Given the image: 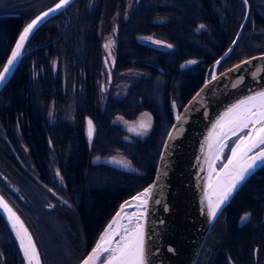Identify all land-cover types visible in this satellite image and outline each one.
I'll return each mask as SVG.
<instances>
[{
  "label": "trees",
  "instance_id": "1",
  "mask_svg": "<svg viewBox=\"0 0 264 264\" xmlns=\"http://www.w3.org/2000/svg\"><path fill=\"white\" fill-rule=\"evenodd\" d=\"M55 1L0 19V67L22 25ZM248 2L243 33L217 73L264 53V0ZM124 6L125 0H75L34 32L0 92V172L20 180L33 164L32 172L41 179L49 151L56 157L64 182L57 191L66 201L59 215L71 232L69 258L60 254L56 264H78L118 205L150 184L173 121L170 102L180 110L202 84L205 66L228 48L243 15L241 0H138L126 19ZM116 14L111 75L133 69L143 76L127 87L123 98L107 97L101 109V38L110 34ZM163 44L170 49L154 46ZM187 59L197 60L192 73L179 68ZM70 103L69 123L61 115ZM50 111L52 124L46 119ZM141 114L150 117L143 138L124 139L111 122L115 116L131 121ZM85 117L94 124L92 138L85 133ZM114 156L124 158L130 168L93 162ZM18 213L37 243L29 220ZM0 264H22L1 217ZM195 264H264V165L220 212Z\"/></svg>",
  "mask_w": 264,
  "mask_h": 264
},
{
  "label": "water",
  "instance_id": "2",
  "mask_svg": "<svg viewBox=\"0 0 264 264\" xmlns=\"http://www.w3.org/2000/svg\"><path fill=\"white\" fill-rule=\"evenodd\" d=\"M74 1L70 0L67 5L51 12L33 29L28 39L23 42L20 55L9 66L5 79L0 81V92L15 72L24 55L25 47L34 32ZM242 1L246 6L244 18L231 44L213 62L210 76L203 80L180 110L176 109L173 101L170 102L173 121L163 140L152 181L118 205L93 245L78 264H82V261L88 257L98 242L102 243L103 247L115 249L117 247L116 242L124 236L123 224L126 219L125 216L128 214L132 215L134 220L129 232L135 228L137 223L143 226L146 264H195L205 236L220 212L229 203L239 187L262 166L250 170L245 180L232 191L228 200L221 205L217 215L210 220L207 215L209 201L215 204L229 185L235 172L250 162L248 157H253L264 150V144L258 142H256L255 147H252L253 140L258 141L259 136H264V133L257 135L259 128L264 127V124H257L255 127L250 124L249 128L236 129L235 134L230 130L234 127L230 121L236 119L240 113H246L249 109L255 110L259 105V100L254 102L256 107H253V104H246L241 105L237 111H228L234 105L247 100L248 97L264 92V53L252 55L219 73L216 72L217 65L230 54L246 23L247 3L245 0ZM58 2L59 0H56L38 11L22 25L0 67V71H3L4 65L11 56L24 27L36 16L54 8ZM147 40L156 42L151 39ZM190 61H195V63H189ZM244 61L247 63H242ZM196 63V59H187L180 64L179 68L183 70ZM214 76L215 79H213ZM197 93L200 95L197 96ZM177 117L180 119L178 120ZM89 121H91L92 136L93 123L88 117L85 119V129L87 136L91 137L89 135ZM249 132L252 133L251 139L246 138L240 142V137L242 135L247 136ZM169 133L172 134L171 137ZM231 139H233V143L229 147L228 142ZM248 147H251L252 150L245 156L244 151ZM233 148H237L238 155L233 157V164L225 168V165H228L229 157L232 156ZM149 186L152 188L150 196L147 197L148 203L146 206H139V200L132 198L142 193ZM0 198H3L4 204L7 205L4 207L3 204H0V217L14 241L21 263L28 264L21 249V243L27 246L30 237L31 243L35 246V253L39 258V264H42L37 243L28 225L1 191ZM121 205H125V207L121 209ZM117 212H120L119 217L116 216ZM110 224L112 227L106 232L105 229ZM102 236L104 241H101ZM98 255L106 260L111 252L104 253L101 251ZM32 264H36L35 260L32 261ZM94 264H101V261L96 260Z\"/></svg>",
  "mask_w": 264,
  "mask_h": 264
},
{
  "label": "rangeland",
  "instance_id": "3",
  "mask_svg": "<svg viewBox=\"0 0 264 264\" xmlns=\"http://www.w3.org/2000/svg\"><path fill=\"white\" fill-rule=\"evenodd\" d=\"M44 1L45 0H18V2L15 1V4H13L14 11L18 13H25L26 11L43 4ZM137 1L138 0H125L123 14L124 19L128 17ZM251 1L255 2V0ZM241 3L243 6V15L240 24L246 11V6L242 0ZM247 10L249 13L248 0ZM116 16L117 14L113 17L112 30L110 34H107L101 38V58L103 61V66L101 68L100 79L98 81V100L99 107L101 109L103 108L107 97L111 96L119 99L123 98L126 94L127 87L138 77L143 76L141 72L133 69L120 72L115 77L111 75L115 52L116 24L114 21ZM236 32L233 36H235ZM109 41H111V46L106 48L105 45L108 44ZM154 46L162 50L170 49V47H167L166 44ZM211 65L212 63L206 65L203 72V75H205L207 78L212 72ZM196 68L197 67L195 65H192L183 70H185L187 73H192L196 70ZM217 69L219 68L216 67V70ZM149 118V115L141 114L135 120L130 121L124 120L120 116H115L111 122L120 127V129L123 131L124 139L143 138L147 135L150 127H148L147 131H144L140 125L142 122L147 123ZM46 119L48 124H52L55 119L54 113L50 111ZM61 120L69 123L72 122V103H70L62 112ZM232 143L233 139L228 142V146L230 147ZM47 156L48 159L43 162L46 177L37 179L39 177V173L32 172V169L35 167L33 164H29L26 170L28 175L21 177L20 180L14 176L11 177L0 172V189L2 193L5 194V196L9 197L13 203H15L17 209L20 210L21 213L29 220V223L31 224L33 232L37 238L42 264H56V259L60 254L63 256V259L69 258L70 253L68 244L71 232L69 223L59 215L60 211L64 210L65 206L62 203L61 196L58 195L57 191V188L62 186H60L61 179L60 173L56 166V157L54 156L52 150L49 151ZM121 159L122 161L118 162V165L123 168L128 167L129 169V163L125 161L124 158ZM57 173H59V175H57Z\"/></svg>",
  "mask_w": 264,
  "mask_h": 264
},
{
  "label": "snow or ice",
  "instance_id": "4",
  "mask_svg": "<svg viewBox=\"0 0 264 264\" xmlns=\"http://www.w3.org/2000/svg\"><path fill=\"white\" fill-rule=\"evenodd\" d=\"M69 2L70 0H59V2L55 5L54 8H50L48 9L47 12H44L36 16L31 22H29L24 27V29L19 35V39L16 42L15 48L12 50L11 56L8 58L7 63L4 65L3 71H0V81H3L5 79V74L9 71V66L12 65L14 61L17 59V57L20 55V49L23 47V42L28 39L29 34L38 25V23L41 22L44 17H47L51 12L60 9L61 7L67 5ZM245 3H247V0H245ZM203 27L204 25H200V28ZM156 43L159 42L157 41ZM233 43H235V41H233ZM110 46H111V41H109L108 44L105 45L106 48H109ZM167 47H171V45H167ZM189 63H195V61H190ZM217 63H219V61H217ZM242 63H247V61H244ZM237 67H239V65H237ZM215 78L216 77L214 76L213 79ZM199 95L200 94L197 93V96ZM257 100H259V105H258L259 111L249 109L246 111V113H240L236 119L230 121V123L234 125V127L230 129L233 132V134L236 133V129L249 128L250 124L252 127H255V125L257 124H264V92H259L255 96L248 97L247 100L241 101L240 104L238 105H234L233 108L229 109L228 111L229 112L237 111L240 109L241 105H246V104H253V107H256L254 102ZM177 119L179 120L180 117H177ZM140 127L143 128L144 131H147L148 127H150V118L147 123L142 122ZM91 131H92L91 121H89L90 136H91ZM259 133H264V127L259 128L257 133L258 136ZM171 135L172 134L169 133L170 137ZM251 137H252L251 132L247 133V136L242 135L240 137V142H243V140H245L246 138L251 139ZM256 142L260 144H264V136H259L258 141L253 140L252 147H255ZM251 150L252 148L248 147L246 151H244V155L247 156V153L250 152ZM237 155H238L237 148H233L232 156L229 157L228 165H225V168H228L229 165L233 164V157H236ZM248 159L250 160V162L247 163L245 166L240 167L235 172V174L232 176L229 185L225 188L219 200L215 204L209 201L207 215L209 216L210 220L217 215V212L221 208V205L228 200L232 191L241 182L245 180L250 170L253 169L254 167L264 165V150L260 151L253 157H248ZM57 175H59V173H57ZM151 188L152 186L145 188L142 193H139L137 196L133 197L132 199L139 200L140 202L139 206L142 207L146 206L148 203L147 197H149L151 194ZM125 203L127 204L128 202ZM0 204H3L4 207H7V205L4 204L3 198H0ZM124 207L125 205H121V209H123ZM9 211L11 210L9 209ZM116 216L119 217L120 212H117ZM111 227L112 225L110 224L108 228L105 229V231L107 232ZM124 231L126 234L122 236L119 241L116 242L117 247L115 249L109 247H103L102 243L98 242L96 247L92 249V252L88 255V257H86L82 261V264H94L96 260H100L101 264H146V248H145L143 226L140 223H137L135 228L131 232H129L127 228H125ZM101 241H104L103 236L101 237ZM21 249L24 252L25 260L28 262V264H32L33 260H35L36 264H39V258L38 255L35 253V246L34 244L31 243L30 237H29V244L27 246L21 243ZM101 251H103L104 253L111 252V255L107 257V259L105 260L104 257L98 255V253H100Z\"/></svg>",
  "mask_w": 264,
  "mask_h": 264
},
{
  "label": "flooded vegetation",
  "instance_id": "5",
  "mask_svg": "<svg viewBox=\"0 0 264 264\" xmlns=\"http://www.w3.org/2000/svg\"><path fill=\"white\" fill-rule=\"evenodd\" d=\"M15 1H17L18 2V0H0V19H2V18H6V17H14V16H21V15H23V13H18V12H15L14 11V6H13V4H15ZM247 17H248V14H247ZM246 22H247V19H246ZM245 25H246V23H245ZM245 25H244V27H243V30H244V28H245ZM243 30H242V32H241V34H240V36L242 35V33H243ZM240 36H239V38H240ZM239 40V39H238ZM238 42V41H237ZM236 42V43H237ZM236 45V44H235ZM234 48V47H233ZM233 50V49H232ZM232 52V51H231ZM230 52V53H231ZM224 60V59H223ZM197 64V63H196ZM196 64H194V65H196ZM212 64H213V62H212ZM220 64V63H219ZM218 64V65H219ZM217 65V66H218ZM212 66V65H211ZM207 71V70H206ZM205 71V72H206ZM87 117H85L84 118V129H85V119H86ZM88 118H90V117H88ZM91 119V118H90ZM93 123V122H92ZM85 133L87 134V132H86V129H85ZM94 133H95V129H94V124H93V134H92V136L94 135ZM92 136L91 137H89V138H92ZM122 161V159H121V157H116V156H114V157H109V158H103V159H99V158H95V159H93V162H97V163H103V164H110V165H114V166H117L118 165V162H121ZM120 166V165H119ZM121 167V166H120ZM41 173V172H40ZM41 175H43L44 177H46L45 176V174H42L41 173ZM60 179H61V185L60 186H62V187H64V182H63V179H62V177H61V175H60ZM62 187H60V188H62ZM5 195V194H4ZM6 198L10 201V203L14 206V208L17 210V207H16V205H15V203H13V201L9 198V197H7L6 196ZM62 203L66 206V201H63L62 200Z\"/></svg>",
  "mask_w": 264,
  "mask_h": 264
},
{
  "label": "bare ground",
  "instance_id": "6",
  "mask_svg": "<svg viewBox=\"0 0 264 264\" xmlns=\"http://www.w3.org/2000/svg\"><path fill=\"white\" fill-rule=\"evenodd\" d=\"M255 111H259V107H257L256 109H255ZM132 215H130V214H128V215H126L125 216V222H124V224H123V234L125 235L126 233H125V228H127L128 229V231L130 230V228H131V226H132V223H133V217H131ZM130 219H131V222H130Z\"/></svg>",
  "mask_w": 264,
  "mask_h": 264
}]
</instances>
